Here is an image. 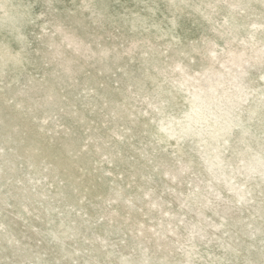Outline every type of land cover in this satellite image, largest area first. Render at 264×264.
Here are the masks:
<instances>
[{"label":"rangeland","instance_id":"374dc122","mask_svg":"<svg viewBox=\"0 0 264 264\" xmlns=\"http://www.w3.org/2000/svg\"><path fill=\"white\" fill-rule=\"evenodd\" d=\"M197 5L0 0V232L12 239L0 236V264H264V179L240 160L264 157V61L249 67L250 98L223 135L184 133L192 97L173 86L170 56L204 46L211 26L222 30ZM57 17L89 47L114 48L119 57L74 51L54 30ZM239 36L233 47L250 53L241 39L248 35ZM51 39L61 43L58 59L74 58L71 79L57 85L54 112L21 108L16 88L34 85L42 101L57 67ZM224 136L247 143L223 147L224 162L212 161L207 143L219 146ZM173 167L177 179L166 173ZM232 185L246 190V201Z\"/></svg>","mask_w":264,"mask_h":264},{"label":"bare ground","instance_id":"6f19581e","mask_svg":"<svg viewBox=\"0 0 264 264\" xmlns=\"http://www.w3.org/2000/svg\"><path fill=\"white\" fill-rule=\"evenodd\" d=\"M197 7L199 11L204 12L209 18L215 19V17H218L216 20L219 21V26L222 30L215 26H211L209 28L210 34L203 37L204 46L192 45L189 49L174 50L173 54L170 56L171 63L169 67L172 71L177 72V78L175 79L176 83L172 84L177 90H181V88L186 90L192 97L191 110L187 115L186 122L181 125L182 131L186 134L201 137H204L208 132L215 135L220 133L221 136L227 129L226 124L235 118L234 115L232 116V113H235L236 109H241L242 105L250 98V92L247 91L248 87L245 84V78L249 76V67L259 66L264 61V0H198ZM245 8L248 11L243 14L241 10ZM11 17V15H8L9 19ZM103 17L105 16H100V23L104 20ZM58 19L59 17H57V22L53 24L54 30L60 32L61 41L71 45L74 51H79L86 57L95 56L101 60L114 53L115 49L107 46H101L100 48L89 47L85 39L75 35L71 31L67 32L63 30L62 20ZM177 24L176 21H173L170 31L172 30V37H174L176 41H179V35L174 34L175 31H177ZM160 28L162 36L168 35L167 30L162 29V27ZM243 31L246 32L248 36L247 39L242 37L241 39L247 44L246 46L250 48V53L245 50L246 47H244L243 50L233 47V41H236L237 38L240 37L239 33ZM50 45L54 46L55 50L53 55H50L49 59L58 60V63L54 72L50 73L51 78L46 81L48 84L47 87L42 88V101L38 102V99L33 96L32 92L37 87L24 83L25 88H16L12 95L13 99H17L18 96L22 97V99H17L16 102L21 108L27 107L37 110V108L42 107L47 108L50 112H54L59 97L57 85L63 86L67 83L66 78L71 79L74 72V58L67 57L58 59L61 54L59 51L61 43L51 39ZM135 46L137 45L135 44ZM147 47L148 45L146 48ZM193 52L200 53L201 57L197 58L196 55H192ZM114 55L115 59L119 57L118 53H114ZM147 65L152 71H157L159 73L163 72V67L157 62L149 60L147 61ZM57 71L60 72L58 76L55 74ZM24 104H26V106ZM153 107V111L155 108L160 109L157 105ZM113 112L115 115L119 113L118 110H113ZM127 112H129L130 115L135 114V112L131 110ZM139 112H141V110ZM214 116H216L215 120H213ZM169 130L174 132L173 129L167 128V131ZM115 133L118 135L120 134L117 131ZM246 140V137H240V145H246ZM240 145H233L230 139L224 136L219 146H213L208 142V152L205 154L208 156L210 152L212 161L216 160L222 163L225 160L222 156V148L242 150ZM207 158L208 157H204V160ZM250 158L251 162L249 163L246 161L245 157L240 159L241 161H245L243 167L246 170L253 169L260 172L264 179V157L258 153H254L250 155ZM166 173L171 179H177L180 174V167H173L167 170ZM194 185H196V182ZM1 186L2 185H0V187ZM232 190L239 200H247L245 189H239L232 185ZM154 204L159 206L160 203L155 201ZM173 218V220H176V215H174ZM169 223L172 222L170 221ZM165 231L166 229H161L160 233L163 234ZM170 231L174 232L173 229H170ZM0 236L5 238L7 242H12V239L5 233L0 232Z\"/></svg>","mask_w":264,"mask_h":264}]
</instances>
